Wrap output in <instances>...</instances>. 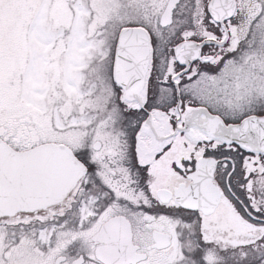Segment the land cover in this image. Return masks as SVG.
Masks as SVG:
<instances>
[{"label": "snow or ice", "instance_id": "obj_1", "mask_svg": "<svg viewBox=\"0 0 264 264\" xmlns=\"http://www.w3.org/2000/svg\"><path fill=\"white\" fill-rule=\"evenodd\" d=\"M0 264H264V0H0Z\"/></svg>", "mask_w": 264, "mask_h": 264}]
</instances>
